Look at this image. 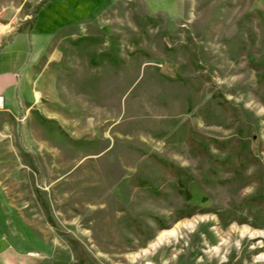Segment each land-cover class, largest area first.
Masks as SVG:
<instances>
[{
    "label": "rangeland",
    "instance_id": "374dc122",
    "mask_svg": "<svg viewBox=\"0 0 264 264\" xmlns=\"http://www.w3.org/2000/svg\"><path fill=\"white\" fill-rule=\"evenodd\" d=\"M0 95V264H264V0H0Z\"/></svg>",
    "mask_w": 264,
    "mask_h": 264
},
{
    "label": "trees",
    "instance_id": "16d2710c",
    "mask_svg": "<svg viewBox=\"0 0 264 264\" xmlns=\"http://www.w3.org/2000/svg\"><path fill=\"white\" fill-rule=\"evenodd\" d=\"M190 144H191V147H192V149H196V150H200V145H199V143L197 142V141H195V140H193V139H191L190 138ZM218 144V148H222L223 146L220 144V143H217ZM160 163L163 165V167H167L168 165H167V163H165V162H163V161H160ZM186 215H189V214H186ZM186 215H184V216H186Z\"/></svg>",
    "mask_w": 264,
    "mask_h": 264
},
{
    "label": "crops",
    "instance_id": "0c3cea01",
    "mask_svg": "<svg viewBox=\"0 0 264 264\" xmlns=\"http://www.w3.org/2000/svg\"><path fill=\"white\" fill-rule=\"evenodd\" d=\"M33 54H34V52H33ZM33 60H34V58H31V60H29V63H28V64L23 65V66H22L23 69L21 68L22 71H23V70H26V68H27V69H33V68H32V64H34ZM0 98H1V102H2V104H1V106H0V108H1V107L4 106L5 97H3V96L0 95ZM5 103H6V102H5Z\"/></svg>",
    "mask_w": 264,
    "mask_h": 264
},
{
    "label": "bare ground",
    "instance_id": "6f19581e",
    "mask_svg": "<svg viewBox=\"0 0 264 264\" xmlns=\"http://www.w3.org/2000/svg\"><path fill=\"white\" fill-rule=\"evenodd\" d=\"M2 102H1V98H0V106H1ZM174 232V231H173ZM167 236V233H165V235H162L160 238H159V241H161L163 238H165Z\"/></svg>",
    "mask_w": 264,
    "mask_h": 264
}]
</instances>
